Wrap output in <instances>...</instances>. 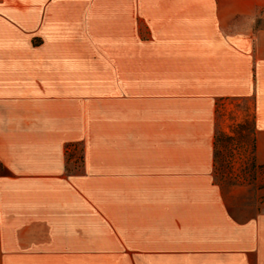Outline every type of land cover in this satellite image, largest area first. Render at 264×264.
Returning <instances> with one entry per match:
<instances>
[{"label": "rangeland", "instance_id": "374dc122", "mask_svg": "<svg viewBox=\"0 0 264 264\" xmlns=\"http://www.w3.org/2000/svg\"><path fill=\"white\" fill-rule=\"evenodd\" d=\"M261 34L264 0H85L76 38L86 92L98 93L95 129L64 147L75 188L62 182V200L46 207L22 200L14 225L0 227V264H256L252 230L215 235L206 225L264 218V165L251 170V149L234 141L216 171L212 145H197L188 101L190 70L210 58L208 44L234 41L229 36L251 43ZM114 81L115 123L106 96ZM125 81L126 105L118 92ZM253 104L217 99L214 133L233 135L237 123L255 121ZM74 218L86 225H70ZM188 234H209L211 243L179 242ZM195 245H210L205 259Z\"/></svg>", "mask_w": 264, "mask_h": 264}, {"label": "crops", "instance_id": "0c3cea01", "mask_svg": "<svg viewBox=\"0 0 264 264\" xmlns=\"http://www.w3.org/2000/svg\"><path fill=\"white\" fill-rule=\"evenodd\" d=\"M84 4L85 0H0V169L4 170L0 172V227L14 225L10 222L11 215L22 200L29 197L30 203L46 207L54 200H62L59 191L62 182L67 180L75 188L71 181L74 174L67 176L64 147L81 140L79 132L95 129L93 122L99 114L94 107L98 93L86 92L84 44L76 38L84 31ZM229 37L234 41L226 37L225 43L221 40L208 44L210 58L206 55L190 70L188 102L195 139L197 145L211 144L213 148L217 99L252 97L256 161L264 165V34L251 43ZM126 83L118 91L124 95L121 101L124 105L128 97L131 99ZM161 84L159 100L164 106V78ZM106 96L109 106L113 100L115 123V81ZM202 129L205 135L201 134ZM22 183L44 189L23 193ZM49 186L57 191L48 192ZM71 220L72 226L86 225L81 219ZM206 226L218 228L212 232L215 235H229L232 231L245 234L252 230L259 237L254 246L259 255L256 264H264V218H255L247 224L230 220ZM208 235H183L179 236L182 239L179 242L211 243ZM191 248L200 249L205 259L210 245ZM208 259L211 260L210 255Z\"/></svg>", "mask_w": 264, "mask_h": 264}, {"label": "trees", "instance_id": "16d2710c", "mask_svg": "<svg viewBox=\"0 0 264 264\" xmlns=\"http://www.w3.org/2000/svg\"><path fill=\"white\" fill-rule=\"evenodd\" d=\"M232 134H227L221 130H218L214 137L213 149H214V167L216 171H220L217 165L220 162L222 152L225 150L228 153L231 150L233 142H240L242 146L251 149V162L250 169L255 170L262 167L257 164L256 161V147H257V134H256V122L245 119L242 122L237 123L236 127L232 130ZM229 150V151H228ZM228 164V163H226Z\"/></svg>", "mask_w": 264, "mask_h": 264}]
</instances>
